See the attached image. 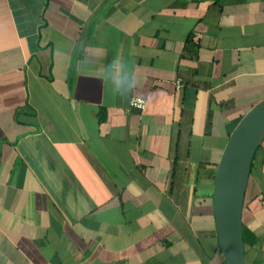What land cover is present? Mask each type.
<instances>
[{"label":"crops","instance_id":"obj_1","mask_svg":"<svg viewBox=\"0 0 264 264\" xmlns=\"http://www.w3.org/2000/svg\"><path fill=\"white\" fill-rule=\"evenodd\" d=\"M107 1L0 0V264H226L215 176L264 98V0L100 12ZM113 63L136 81L125 95L108 82ZM133 96L146 107L129 109ZM259 146L249 264H264Z\"/></svg>","mask_w":264,"mask_h":264},{"label":"water","instance_id":"obj_2","mask_svg":"<svg viewBox=\"0 0 264 264\" xmlns=\"http://www.w3.org/2000/svg\"><path fill=\"white\" fill-rule=\"evenodd\" d=\"M114 0H108L104 11ZM264 140V98L256 102L230 134L216 174L217 229L226 264H249L243 209L254 156Z\"/></svg>","mask_w":264,"mask_h":264},{"label":"clouds","instance_id":"obj_3","mask_svg":"<svg viewBox=\"0 0 264 264\" xmlns=\"http://www.w3.org/2000/svg\"><path fill=\"white\" fill-rule=\"evenodd\" d=\"M112 69H115V75H112ZM108 82L113 84V91L120 95H125L136 86L132 73L128 70L126 64L117 66L115 63L110 64L106 69Z\"/></svg>","mask_w":264,"mask_h":264},{"label":"built area","instance_id":"obj_4","mask_svg":"<svg viewBox=\"0 0 264 264\" xmlns=\"http://www.w3.org/2000/svg\"><path fill=\"white\" fill-rule=\"evenodd\" d=\"M176 86L180 87L182 85V78H178ZM147 104V98L143 96H133L129 103V109L132 108H145Z\"/></svg>","mask_w":264,"mask_h":264}]
</instances>
